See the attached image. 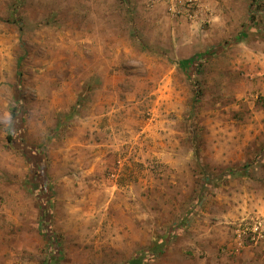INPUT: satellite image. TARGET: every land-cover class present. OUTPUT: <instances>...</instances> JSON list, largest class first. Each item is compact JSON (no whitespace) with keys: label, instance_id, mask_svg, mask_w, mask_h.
Segmentation results:
<instances>
[{"label":"rangeland","instance_id":"obj_1","mask_svg":"<svg viewBox=\"0 0 264 264\" xmlns=\"http://www.w3.org/2000/svg\"><path fill=\"white\" fill-rule=\"evenodd\" d=\"M198 4L0 0V264H264V0Z\"/></svg>","mask_w":264,"mask_h":264},{"label":"built area","instance_id":"obj_2","mask_svg":"<svg viewBox=\"0 0 264 264\" xmlns=\"http://www.w3.org/2000/svg\"><path fill=\"white\" fill-rule=\"evenodd\" d=\"M169 3V9L175 14H185L191 19L196 18L198 7V0H166ZM258 227V225H255Z\"/></svg>","mask_w":264,"mask_h":264},{"label":"trees","instance_id":"obj_3","mask_svg":"<svg viewBox=\"0 0 264 264\" xmlns=\"http://www.w3.org/2000/svg\"><path fill=\"white\" fill-rule=\"evenodd\" d=\"M254 4H255V3H254ZM259 6H261V5H259ZM251 18L253 19V18H255V17H254V16H253V17L251 16ZM19 74H20V71H19ZM198 92H200V91H198ZM13 116H14V117H18L17 114H14V113H13ZM18 138H19V137H16V134H15V133H12V134L9 136V139H11V140H16V139H18ZM13 142H15V141H13ZM36 150H37V151H36ZM35 151H36V153H39V152H38V149H35ZM39 154H40V153H39ZM40 156H41L40 158L42 159V154H40ZM43 166H44V165H43ZM43 166H42V167H43ZM39 181H41V180H39ZM39 185H40V187H43V188H45V186H46V185H44L42 182H39ZM47 212H48V211H47ZM48 214H49V212H48ZM44 230H45L46 233H47L46 236H48V234L50 233V231L47 230V227H44ZM140 259H141V258H139V257H138V258H137V257H136V258H133V259H131V261H129V263H127V264H139V263L141 264V262L138 263V261H140Z\"/></svg>","mask_w":264,"mask_h":264}]
</instances>
